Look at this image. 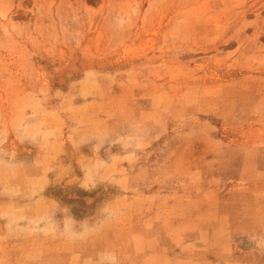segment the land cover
Here are the masks:
<instances>
[{
    "label": "rangeland",
    "instance_id": "1",
    "mask_svg": "<svg viewBox=\"0 0 264 264\" xmlns=\"http://www.w3.org/2000/svg\"><path fill=\"white\" fill-rule=\"evenodd\" d=\"M264 264V0H0V264Z\"/></svg>",
    "mask_w": 264,
    "mask_h": 264
},
{
    "label": "clouds",
    "instance_id": "2",
    "mask_svg": "<svg viewBox=\"0 0 264 264\" xmlns=\"http://www.w3.org/2000/svg\"><path fill=\"white\" fill-rule=\"evenodd\" d=\"M106 260H107V264H114L115 257L109 255L106 257Z\"/></svg>",
    "mask_w": 264,
    "mask_h": 264
}]
</instances>
